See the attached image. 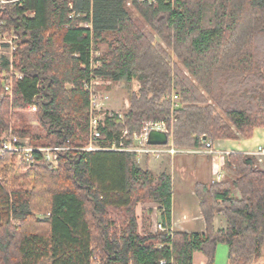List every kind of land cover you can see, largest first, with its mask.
<instances>
[{
  "label": "trees",
  "instance_id": "obj_1",
  "mask_svg": "<svg viewBox=\"0 0 264 264\" xmlns=\"http://www.w3.org/2000/svg\"><path fill=\"white\" fill-rule=\"evenodd\" d=\"M0 18L19 37L12 67L22 74L0 61V146L6 133L34 146H82L85 82L95 74L129 92L124 114L100 126L106 149L62 150L58 168L38 151L31 161L0 155V264H194L197 251L215 264L221 245L227 264H261L264 160L231 152L223 180L196 183L206 229L189 233L170 230V173L155 179L130 149L150 121H166L180 151L264 128V0H12ZM107 33L101 54L95 43ZM92 58L101 66L91 70ZM31 105L43 134L21 114ZM148 201L166 231H140L137 205Z\"/></svg>",
  "mask_w": 264,
  "mask_h": 264
},
{
  "label": "crops",
  "instance_id": "obj_2",
  "mask_svg": "<svg viewBox=\"0 0 264 264\" xmlns=\"http://www.w3.org/2000/svg\"><path fill=\"white\" fill-rule=\"evenodd\" d=\"M264 145V128H256L250 138L220 140L213 143V148L219 151L217 154L209 152H197L196 150L180 151L174 156L164 154L158 158L152 156L137 157L142 167L148 164L157 179L164 172L168 171L172 178L173 200L171 231L204 232L206 229L205 219L199 207V199L195 194V185L198 182L210 183L215 181L217 172L225 173V162L231 152L251 153L257 146ZM195 161L191 160L189 156ZM144 211L149 207L154 209L149 226L142 222V227H147L152 232L154 220L160 221L157 203L147 202ZM146 213V212H145ZM225 224L220 216L216 217V226ZM142 227L141 230L142 231ZM144 229V228H143ZM194 264H208L204 253L197 251L193 256ZM264 264V253L260 260ZM215 264H227V249L221 245Z\"/></svg>",
  "mask_w": 264,
  "mask_h": 264
},
{
  "label": "built area",
  "instance_id": "obj_3",
  "mask_svg": "<svg viewBox=\"0 0 264 264\" xmlns=\"http://www.w3.org/2000/svg\"><path fill=\"white\" fill-rule=\"evenodd\" d=\"M12 0H0V9L4 7L7 3ZM72 1L69 0V5L72 7ZM130 5L131 2H128ZM86 27L92 28L90 23H86ZM19 37L15 33L14 29H6V22L0 18V60L6 59L11 64V70L17 77H22V74L18 71L14 70L12 67L14 61V52L18 47ZM100 55L99 52H95L92 50V56L98 57ZM100 65L99 61H95L92 58V69L98 68ZM10 74L6 73V83L5 88L7 94H12L13 89V79L9 76ZM107 82L100 77H97L93 74V78L89 82H85L84 87L90 96V106H89V133L88 140L82 146H66L65 144L60 146H26L19 145L21 143V138L14 136L12 133H6L4 135L2 145L0 146V155H2L6 151L18 152L20 153L21 158H25L26 161L33 160L34 152H40L44 160L54 168L59 167V152L62 150H82V151H96L101 149H106L102 146V132L100 129L101 124L104 122L106 115H111L112 111L107 109V103L110 102V96L107 92L103 91L99 86L100 84ZM108 94V95H107ZM178 94H173V101H178ZM30 108L32 110H36L37 107L35 105H31ZM161 130L168 134V143L163 145H154L148 143V136L151 130ZM135 139L137 142V147L130 149L137 153V157L141 156H152V157H160L164 154H169L171 156L176 155L180 152V150L176 149L171 140V134L169 131V126L166 121H150L147 122L141 132L135 134ZM68 141V140H67ZM212 142L209 141L206 143L205 149L196 150L197 152H209L211 154H217L219 151H216ZM184 151V150H183ZM250 154L254 155L260 162L264 160V145H259L257 148L252 151ZM24 156V157H23ZM225 173L217 172V177L215 181H221L224 179ZM159 205L157 204V210ZM167 229L163 226L161 221H155L153 223L152 232L156 233L158 231H166Z\"/></svg>",
  "mask_w": 264,
  "mask_h": 264
},
{
  "label": "rangeland",
  "instance_id": "obj_4",
  "mask_svg": "<svg viewBox=\"0 0 264 264\" xmlns=\"http://www.w3.org/2000/svg\"><path fill=\"white\" fill-rule=\"evenodd\" d=\"M128 2H131V0H128ZM86 23L85 21L81 22V26L86 27ZM112 40V35L110 33H107L105 35L104 40H102L99 43H95L96 46L98 47L99 51L101 52V54L103 53H107L108 49H109V44ZM1 61V60H0ZM5 70L2 71V76L5 77ZM103 91L107 92L110 96V102L107 103V109L112 111V114H116L118 113L120 116H122L124 114V112L127 110L128 108V98H129V92H128V86L126 83H121V82H114L111 80H107V82L100 84L99 86ZM107 94V95H108ZM23 115V117L26 119L27 123L33 128V131L35 133H39V134H43V130L41 129L40 125H39V120L36 116V110H32L30 107H28L27 110H25V112L21 113ZM14 121L18 120V114H15L13 116ZM21 141L24 143V145L26 146H34L31 143V139L30 137H25L22 138ZM37 146H44V145H37ZM191 160L195 161V159H193L192 157H198V156H189ZM18 160H21V156L17 157ZM146 167V166H144ZM54 168V167H53ZM148 202H152V201H148ZM147 202H141L138 203L137 205V209H136V213L138 216V222H139V229L141 230L142 227V222H146V226H149V221L152 219V215L154 212V209H152L153 207H149L150 212L147 210L144 211V207L145 204ZM146 212V213H145ZM143 229V228H142Z\"/></svg>",
  "mask_w": 264,
  "mask_h": 264
},
{
  "label": "water",
  "instance_id": "obj_5",
  "mask_svg": "<svg viewBox=\"0 0 264 264\" xmlns=\"http://www.w3.org/2000/svg\"><path fill=\"white\" fill-rule=\"evenodd\" d=\"M206 137H204L205 139ZM168 134L161 130L153 129L148 136V143L154 145H163L168 143Z\"/></svg>",
  "mask_w": 264,
  "mask_h": 264
}]
</instances>
